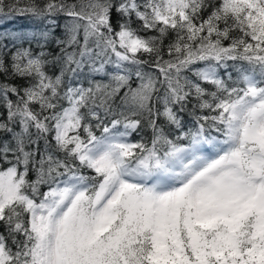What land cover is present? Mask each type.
Listing matches in <instances>:
<instances>
[{
  "label": "snow or ice",
  "instance_id": "6c2138e0",
  "mask_svg": "<svg viewBox=\"0 0 264 264\" xmlns=\"http://www.w3.org/2000/svg\"><path fill=\"white\" fill-rule=\"evenodd\" d=\"M12 14L50 27L38 52L0 44V264H264V0H0ZM197 62L215 91L183 75ZM85 65L109 83L66 86ZM193 96L215 115L185 147L158 120L180 129Z\"/></svg>",
  "mask_w": 264,
  "mask_h": 264
},
{
  "label": "trees",
  "instance_id": "16d2710c",
  "mask_svg": "<svg viewBox=\"0 0 264 264\" xmlns=\"http://www.w3.org/2000/svg\"><path fill=\"white\" fill-rule=\"evenodd\" d=\"M8 2V0H6ZM38 3H43V0H37ZM23 6V4L21 5ZM207 15V13H205ZM4 20L0 22H4L0 24V44L7 46L8 50V56L5 57L6 62L10 58L11 52H14L16 49L13 47L15 45L16 47H31L34 52H38L39 48L37 47L34 40L31 39L33 34H39L41 31L46 30L50 25L45 20H40L35 17H33L30 14H12L8 16H3ZM133 20H135V17H133ZM61 25V27L56 28V30L53 33L54 37H59L61 39L64 38V30L62 25L66 22V18L60 17L58 21ZM133 27H138V22L133 24ZM142 36H151L155 35L154 32H145L141 31L139 33ZM171 39V37H169ZM167 40L165 43L167 44ZM227 43V42H225ZM49 51L58 52L59 49L56 47L54 43H50L48 45ZM72 49H69L71 51ZM147 59V56L144 57ZM167 55H165V59H167ZM207 62H197L196 64L192 65L189 70L185 71L183 75L192 83H199L201 87L205 88L207 92H213L215 91V87L207 82H204L200 80V78L195 74L197 69H202L205 67ZM239 63L240 62H233L229 61V67L227 68H218L217 69V75L221 78H223L226 82L229 83L230 86H239L243 87V84L240 83L239 80ZM106 71L112 72L114 71L112 65H106ZM55 72L56 74L59 73L58 68H50L49 73L52 74ZM229 75H231V79H229ZM5 77L3 74H0V82L5 81ZM75 79H78L77 82H80L84 87L90 86V81H97L101 83H109V77L103 74H95L91 73L90 69L87 65L84 67V71L82 74L76 77H72L71 74H68L65 76V85L66 86H72L74 84ZM12 83L16 84H24V81L22 80H14L11 81ZM133 86H135V82L133 83ZM205 99H209V97L205 96ZM116 103H119V97L116 99ZM64 106H67L66 102H63ZM197 105V99L195 96H193L190 101L188 102L186 106V110L182 113H180V116L182 117L181 125L182 127L180 129H176L175 126H165L164 118L160 117L158 120V123L161 124V126L165 127L166 134H169V138L173 140L174 143L181 145V146H188L190 144V136H183L182 133L185 132H194L197 127V117L200 116H211L215 115V113L207 110V109H200L199 107H196ZM157 107L160 108V110H163V105L158 104ZM0 111H3L2 106H0ZM211 124V121L205 122V135L212 136L215 135L217 137H222L218 133H216L213 129L209 127ZM99 134V132H97ZM179 137V138H178ZM141 138H143L144 143L151 146V140H152V130L146 125V123H142V129L138 132L132 133L130 136L131 142H137L140 141ZM44 142L43 140L40 141V148L43 151L44 150ZM61 159H63L62 153H56ZM81 172L84 175L91 176L93 173L90 170L87 169H81ZM30 178L34 179L35 174L30 173ZM41 191H47V186H44L41 188Z\"/></svg>",
  "mask_w": 264,
  "mask_h": 264
},
{
  "label": "rangeland",
  "instance_id": "374dc122",
  "mask_svg": "<svg viewBox=\"0 0 264 264\" xmlns=\"http://www.w3.org/2000/svg\"><path fill=\"white\" fill-rule=\"evenodd\" d=\"M3 20H4L3 16H0V21H3ZM4 22H0V24L1 23L4 24ZM75 81L76 82H74V84L72 86H80V85H82L80 82H77L78 79H75ZM210 137H217V136L212 135ZM129 139H130V137H129ZM217 139L222 141L223 140V137H217ZM214 145H215V141L211 145H209V144L202 145L201 146V149L202 150H201L200 154L203 155V156H205V157H209V158L214 157L216 155V147Z\"/></svg>",
  "mask_w": 264,
  "mask_h": 264
}]
</instances>
